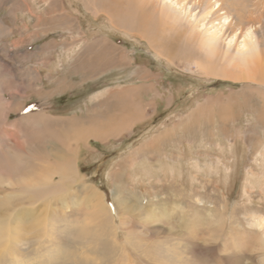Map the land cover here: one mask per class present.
<instances>
[{"label": "rangeland", "instance_id": "1", "mask_svg": "<svg viewBox=\"0 0 264 264\" xmlns=\"http://www.w3.org/2000/svg\"><path fill=\"white\" fill-rule=\"evenodd\" d=\"M153 1L161 7L165 2ZM250 1L264 9V0ZM97 2L0 0V78L8 83L13 74L24 103L22 110L11 112L9 121L42 110L57 118L89 109L92 113L114 97L128 106L108 112L117 121L105 128L104 136L93 137L98 128L87 123L77 142L72 134L61 136L76 153L81 178L64 185L58 202L34 205L36 217L50 219L52 240L43 236L45 244L37 250L29 246L30 240L20 242L14 261L63 264L65 259L52 248H69L88 221L92 207L85 199L86 185L104 195L115 220V232L102 230L98 243L117 236L121 246L105 258L102 246L86 243L83 249L92 251L93 263L106 264L111 258L110 264H179L172 261L177 254L195 264L232 259L245 247L233 246L231 240L244 241L240 232L250 230L252 217L264 218V84L224 75L239 70L227 63L213 66L214 72L202 70L197 61L207 67L206 57L194 58L190 48H179L182 44L177 46L183 54L168 57L152 46L141 28L116 24ZM181 5L189 9L188 20L201 16L195 3L186 0ZM226 19L232 20V14L208 24L206 20L203 29L224 31ZM250 26L242 36L240 31L235 37L226 35L222 46L227 49L238 41L242 48L261 38L263 32ZM170 38L162 39L164 48L175 50ZM99 56L111 61L103 72L68 73L79 57L87 63ZM3 90L4 99L14 101L8 87ZM220 218L221 228L215 222ZM256 241L254 237L248 244L243 264L251 263Z\"/></svg>", "mask_w": 264, "mask_h": 264}, {"label": "bare ground", "instance_id": "2", "mask_svg": "<svg viewBox=\"0 0 264 264\" xmlns=\"http://www.w3.org/2000/svg\"><path fill=\"white\" fill-rule=\"evenodd\" d=\"M185 1L177 0V2H174V0H165L162 7L160 6L161 3L156 5L153 0H98L97 3L103 10L110 13L116 24L136 29L141 28L140 33L152 38V46L158 52L168 57L175 59L180 54H183V51L179 48H190V52L192 51L194 58L195 56H205L206 60H208L209 66L207 67L197 61L200 69L214 72L215 68L213 66L227 63L234 66V71L235 68H239V70L236 72H224V75L237 80L241 79L253 84L263 85L264 9L259 10V6L254 3L252 4L250 0H246V2L244 0H189V2L195 3L200 8L199 12L201 16L195 20H188L186 12L189 9L181 5ZM262 3L264 4V2ZM222 14H232L233 16L232 20H225L227 25L224 31L223 28L211 32L207 30V27L203 29L206 20L208 21L207 24L212 23L216 19H219ZM61 17L66 20L64 15ZM184 21L189 26L188 28L184 24ZM247 25L256 26V32L261 31L263 35L261 38L258 36L257 39H251L249 42H245L242 48H239L240 46H238L237 41L235 44V46H238L236 47L237 51L230 54L231 48H235V46L229 45L227 49L224 48L222 46L224 37L226 35L235 37L238 31H240V36H242ZM168 36L171 38L174 37L173 45L176 46L175 50H167L164 48L162 39ZM177 44L182 45L178 48ZM160 46L161 48L163 47V50L159 48ZM102 57L99 56L96 60L87 63L80 57H77V61H73V65L68 70V73L88 76L99 71L103 72L111 61L103 60ZM104 57H107V53ZM196 58L199 59L198 57ZM34 73H37L36 70H34ZM11 75L13 76V74ZM11 77L7 79L8 83L0 78V264H5V261L9 259L15 262L14 264H38V262H32L30 258L28 260L14 261L15 259H19L16 256L17 254L14 253V249H16V246L20 242L23 244L30 240L31 243L29 246L31 247L33 245L34 250H37L38 247L45 244L40 240L43 236L52 240V229L50 228L52 223L50 219L47 218L44 220L43 218L36 217L34 205L58 202L60 200L58 194L60 195V192L64 190L62 189L64 185L81 178L78 176V168H76L75 164L77 160L76 153L69 148L68 143L66 144L65 141L60 140L61 136L66 137L72 134L76 140L74 141L77 142V140L84 137L81 129H84L86 123L90 126H97V133L92 135L93 137L96 138L98 135L104 136L105 132L103 131H106L105 128L112 121H115V115H109L108 112L111 110L119 111L120 107L126 108L127 104L121 97H119L121 100L114 97L115 100L113 99V101H101L104 103V105L101 104L105 106L103 107L104 109H98L100 111L94 109L92 113H89V109L88 113L87 111L84 113L82 110L83 113L80 115L77 114L68 118H57L51 112L42 110L40 113L37 112V114L26 115L17 120L9 121L8 117L11 112L22 110L24 105L22 102V94L20 93L21 88ZM5 87H8L10 90L9 94L12 95L14 101L4 99L3 89ZM121 119L123 118L121 117ZM46 129L50 133H46ZM84 131L83 133H85ZM21 169L22 175L19 176L17 172L21 171ZM7 189L10 191L7 192ZM83 191H86V202H89L92 207V212L89 211V215L86 217L88 221L83 228L78 229L74 239L69 241L71 245L68 246L69 248L60 247V245L53 247L51 245L53 247L52 251L56 252L57 255L61 254V257L65 259L63 260V264H96L93 263L95 258L92 257V251L83 249L86 243L90 244V247L96 245L102 246L103 250L108 253L104 255L105 258L113 256L114 254L112 253L115 247L118 248L120 246L117 236H114L111 241L98 243L99 234H102V230L108 229V231L115 232V220L101 192L95 190L90 185L84 186ZM115 200L116 196H114V203ZM116 207L117 217L120 218L118 213L119 207L117 205ZM252 218L250 230L244 229L242 230L243 233L240 232V236L244 241L231 240L233 246H240V249L245 247V250L242 253L234 254L232 259L222 257L217 264H243L246 259L243 254L246 253L247 255V252L249 253L248 249L250 247L248 244L252 242L254 237H257V241L252 248L255 250L254 254L252 251L254 256L249 255L252 258L250 264H264V218L263 215ZM215 222L216 226L220 228L224 223L221 218L216 219ZM98 229L100 232H98ZM76 244L78 246H75ZM34 250L33 252H36ZM35 257L33 256V258ZM186 259H182L181 255L177 254L173 256L172 261H176V263L178 261L179 264H195L192 262L193 260ZM110 261H112L111 258L106 261V264H110ZM39 263L46 264V262L42 261Z\"/></svg>", "mask_w": 264, "mask_h": 264}]
</instances>
